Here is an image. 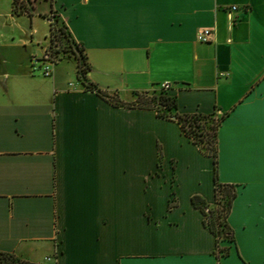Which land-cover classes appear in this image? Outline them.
Instances as JSON below:
<instances>
[{
  "label": "crops",
  "instance_id": "1",
  "mask_svg": "<svg viewBox=\"0 0 264 264\" xmlns=\"http://www.w3.org/2000/svg\"><path fill=\"white\" fill-rule=\"evenodd\" d=\"M26 4L15 14L0 0V250L36 264H264V0ZM52 12L107 96L78 80L74 57L50 76L32 68ZM163 82L178 113L226 114L216 174L236 189L228 255L216 257L192 202L214 200L213 157L175 118L132 102Z\"/></svg>",
  "mask_w": 264,
  "mask_h": 264
},
{
  "label": "trees",
  "instance_id": "2",
  "mask_svg": "<svg viewBox=\"0 0 264 264\" xmlns=\"http://www.w3.org/2000/svg\"><path fill=\"white\" fill-rule=\"evenodd\" d=\"M27 0H13V13L20 14L28 11ZM48 42L57 62L61 60L62 53H70L77 62V78L85 87L96 90L98 93L107 96L97 85L87 79L86 73L90 69L87 55L82 43L77 42L72 36L66 23L59 15L52 12L49 17ZM157 96H152L149 102L137 103L140 106L153 108L156 114L162 118H175L184 133L189 136L199 149L213 157L215 169L214 200L212 203L205 202L198 195L192 197V202L204 213V223L216 236L217 258L229 254L230 247L234 244V233L227 221L232 200L236 195L233 184L222 183L217 178V130L226 114L217 116L216 112L210 113H178L177 100L174 95L168 94L160 88ZM147 93V92H146ZM140 94L138 93V97ZM221 240H226L230 245H220ZM0 264H36L20 258L13 252L0 250Z\"/></svg>",
  "mask_w": 264,
  "mask_h": 264
},
{
  "label": "built area",
  "instance_id": "3",
  "mask_svg": "<svg viewBox=\"0 0 264 264\" xmlns=\"http://www.w3.org/2000/svg\"><path fill=\"white\" fill-rule=\"evenodd\" d=\"M230 11H236L238 10L237 5H230L229 6ZM49 22L52 20L49 19ZM211 33V30L209 28H204L197 34V39L202 42H207L209 40V35ZM57 63V57L56 54H54L50 48L49 42L45 45L43 49V53L41 57H34L32 68L33 69H39L41 70L43 75L50 76L53 73V69L55 64ZM170 83L169 82H163L161 83L158 88L168 91L170 89ZM47 260H50L51 257H46Z\"/></svg>",
  "mask_w": 264,
  "mask_h": 264
},
{
  "label": "rangeland",
  "instance_id": "4",
  "mask_svg": "<svg viewBox=\"0 0 264 264\" xmlns=\"http://www.w3.org/2000/svg\"><path fill=\"white\" fill-rule=\"evenodd\" d=\"M73 57L70 53H62L61 54V60L64 58H71ZM159 94V89L158 87H154L151 90L147 91V93H140V96L135 98L134 101L135 103H140L143 101L149 102L152 96H157Z\"/></svg>",
  "mask_w": 264,
  "mask_h": 264
}]
</instances>
